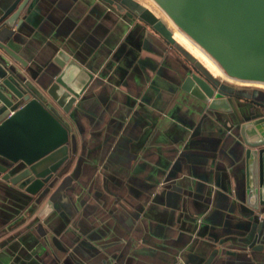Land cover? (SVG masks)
Segmentation results:
<instances>
[{"label":"crops","instance_id":"0c3cea01","mask_svg":"<svg viewBox=\"0 0 264 264\" xmlns=\"http://www.w3.org/2000/svg\"><path fill=\"white\" fill-rule=\"evenodd\" d=\"M12 1L0 0V15ZM29 2L14 28L23 40L10 44L24 81L45 96L70 58L94 75L68 113L59 109L75 135L68 159L13 162L10 180L0 177V264H264V217L245 198L235 124L254 107L231 97L229 112L203 108L181 86L183 54L113 5Z\"/></svg>","mask_w":264,"mask_h":264},{"label":"water","instance_id":"95a60500","mask_svg":"<svg viewBox=\"0 0 264 264\" xmlns=\"http://www.w3.org/2000/svg\"><path fill=\"white\" fill-rule=\"evenodd\" d=\"M102 1L127 17L143 21L183 54L185 75L181 86L201 100L203 108L229 112L233 108L231 97L241 98L254 107L250 116L235 124L245 145V198L261 224L264 217V99L233 92L219 84L217 76L176 41L167 23L140 0ZM153 1L226 74L264 83V0ZM24 6L27 14L31 10L29 0H13L0 15V177L4 180H10L5 169L13 162L32 165L44 159H61L62 163L68 159L69 144L75 135L60 110L63 113L71 110L94 75L70 58L43 90L45 96L27 84L16 62L11 61L21 59L10 46L18 35L14 28L26 17V14L19 16ZM8 110L13 111L7 114ZM66 167L67 164L59 169L52 167L54 176L40 183L41 187L46 183L44 191Z\"/></svg>","mask_w":264,"mask_h":264},{"label":"rangeland","instance_id":"374dc122","mask_svg":"<svg viewBox=\"0 0 264 264\" xmlns=\"http://www.w3.org/2000/svg\"><path fill=\"white\" fill-rule=\"evenodd\" d=\"M143 1H145L149 6H151V8L154 10V12L160 17V18H162L164 21H165V17L164 16H166L164 13H163V11L158 7V6H156L153 2H151V1H149V0H143ZM154 6H156V7H158V9L160 10V11H157L156 12V9H154L155 7ZM163 14L164 16V18L162 17V15L160 16L159 14ZM166 23H167V21H165ZM170 24V23H169ZM167 25H168V23H167ZM171 25L172 26H174L173 25V23L171 22ZM169 26V25H168ZM170 27V26H169ZM171 28V27H170ZM173 28V27H172ZM171 28V30H173ZM174 31V30H173ZM172 31V32H173ZM174 34L176 35V38L178 39V40H180V41H182L183 42V40L179 37V35H177V33H175L174 32ZM14 39L15 40H17V41H22L23 40V37L21 36V35H16V36H14ZM193 44H195V43H193ZM216 64V63H215ZM222 72V71H221ZM215 73L216 75H217V82L219 83V84H221L222 86H227L228 88H230V89H232V91L233 92H238V93H241V94H246V95H248L249 97H256V98H260V99H264V89H261V88H264V84L263 83H253V82H248V81H236V80H234V79H232L230 76H228V75H226L225 73ZM227 76H225V75ZM230 77V78H229ZM222 79H226V80H228V81H224V80H222Z\"/></svg>","mask_w":264,"mask_h":264},{"label":"bare ground","instance_id":"6f19581e","mask_svg":"<svg viewBox=\"0 0 264 264\" xmlns=\"http://www.w3.org/2000/svg\"><path fill=\"white\" fill-rule=\"evenodd\" d=\"M149 1H151V2H153L156 6H158L153 0H149ZM159 7V6H158ZM158 7H156L157 9H158ZM160 8V7H159ZM161 9V8H160ZM162 10V9H161ZM163 11V10H162ZM163 13L167 16V18L169 19V21L170 22H172L173 23V25L181 32V33H183L185 36H187L191 41H193L187 34H185L182 30H180L177 26H176V24L170 19V17L163 11ZM194 42V41H193ZM195 43V42H194ZM196 44V43H195ZM197 45V44H196ZM198 46V45H197ZM199 47V46H198ZM200 48V47H199ZM201 49V48H200ZM201 50H203V49H201ZM204 51V50H203ZM205 52V51H204ZM195 53V52H194ZM206 53V52H205ZM207 54V53H206ZM208 55V54H207ZM209 56V55H208ZM197 57V56H196ZM200 57V56H199ZM215 63H216V61L211 57V56H209ZM201 58V57H200ZM202 59V58H201ZM203 60V59H202ZM204 61V60H203ZM204 63L209 67V69L211 70V71H213L214 73H216L215 72V70H213L212 68H211V66L209 65V64H207L205 61H204ZM216 65L219 67V69L223 72V73H225L224 72V70L216 63ZM226 74V73H225ZM226 75H228V76H230L229 74H226ZM230 77H232V76H230ZM233 78H235V79H238V80H241V79H239V78H236V77H233ZM242 81H247V80H242ZM253 82V81H252ZM258 83H262V82H258ZM264 84V83H263Z\"/></svg>","mask_w":264,"mask_h":264},{"label":"built area","instance_id":"2783aa9c","mask_svg":"<svg viewBox=\"0 0 264 264\" xmlns=\"http://www.w3.org/2000/svg\"><path fill=\"white\" fill-rule=\"evenodd\" d=\"M12 111H13V110H8V111H7V114H10Z\"/></svg>","mask_w":264,"mask_h":264},{"label":"trees","instance_id":"16d2710c","mask_svg":"<svg viewBox=\"0 0 264 264\" xmlns=\"http://www.w3.org/2000/svg\"><path fill=\"white\" fill-rule=\"evenodd\" d=\"M175 48V47H174ZM176 49V48H175ZM261 89H264V88H261Z\"/></svg>","mask_w":264,"mask_h":264}]
</instances>
